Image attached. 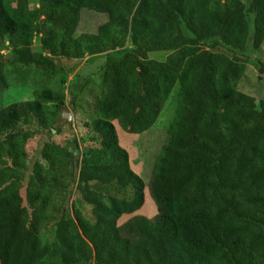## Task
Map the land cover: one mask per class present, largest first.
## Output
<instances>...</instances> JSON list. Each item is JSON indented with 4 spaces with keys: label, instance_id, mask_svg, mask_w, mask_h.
Here are the masks:
<instances>
[{
    "label": "trees",
    "instance_id": "obj_1",
    "mask_svg": "<svg viewBox=\"0 0 264 264\" xmlns=\"http://www.w3.org/2000/svg\"><path fill=\"white\" fill-rule=\"evenodd\" d=\"M85 8L106 14L93 32L78 31ZM263 46L264 0H0V92L9 64L104 58L94 114L77 119L103 157H80L74 136L62 159L37 153L48 164L24 170L25 191L0 196V264H264V97L239 87L250 64L264 72ZM57 89L0 107V170L25 159L18 136L54 129ZM172 91L145 187L114 122L147 130ZM146 191L152 217L137 213Z\"/></svg>",
    "mask_w": 264,
    "mask_h": 264
},
{
    "label": "rangeland",
    "instance_id": "obj_2",
    "mask_svg": "<svg viewBox=\"0 0 264 264\" xmlns=\"http://www.w3.org/2000/svg\"><path fill=\"white\" fill-rule=\"evenodd\" d=\"M106 18L105 13L95 12L86 8L82 9L78 31L93 32L96 26ZM262 52L264 55V46ZM167 53L166 51H156L151 52L149 56L154 59H163ZM246 53L255 55V52H252L250 48H247ZM248 56L251 60L255 61V58H253L254 56ZM103 60L104 58L100 55H86L72 70L68 71L64 68L45 70L38 67L18 64H9L6 66L5 72L8 80V87L6 90L0 92V107L12 102L32 98L34 89L41 86L48 85L55 89H63L66 94L65 105L71 114V120L68 122L71 133L62 131V128L67 122L56 121L57 123L54 129H48L50 134L49 131H47L46 134L40 133L34 135L26 133L18 136L17 143L19 148L24 151L25 159L21 162H13L15 166L17 165V170H0V196L5 195L13 189H19L23 193L25 191V185L23 184L28 177L27 173L31 174L48 164L45 163L46 159L44 160L42 157L51 160L55 158L54 155L56 154L58 158L62 159L65 151L71 148L69 138L73 136L79 141L80 157H85L93 161H97L103 157L101 152L95 148L96 146L94 143L91 144L89 141L81 138L83 136L85 137L87 133L86 130L81 127V124L77 122L79 118L88 119L94 114L95 99L101 91V65L103 64ZM78 82H81L79 84L80 89L77 90V94L74 95L73 105H71V97L67 94L70 89L69 85H74ZM257 82L260 83L259 87H261V89L255 92V88H257L258 85ZM239 87H241L245 93L255 97H264L263 69L250 64L249 67H247L246 76L239 84ZM175 89L176 87L173 89L174 92ZM173 91L162 106L154 125L147 130L139 134H132L124 131L114 122L119 144L127 150L130 166L133 171L143 179L145 187L150 179L153 160L165 141L166 127L175 113L176 100ZM45 141V147L51 150L44 148L39 151ZM39 152H42L41 158L37 156ZM35 163H37V165H35ZM24 170L27 171L26 174ZM145 190H147V188ZM145 194L143 206L137 213L152 217L156 210L148 197L147 191ZM82 207L84 212L87 213L89 210L88 206L82 204ZM43 235L46 240H51L52 238L50 233H43Z\"/></svg>",
    "mask_w": 264,
    "mask_h": 264
},
{
    "label": "water",
    "instance_id": "obj_3",
    "mask_svg": "<svg viewBox=\"0 0 264 264\" xmlns=\"http://www.w3.org/2000/svg\"><path fill=\"white\" fill-rule=\"evenodd\" d=\"M71 120V114L66 106L60 108V113L56 119V121H65L67 122L62 131L71 133V129L69 128L68 122Z\"/></svg>",
    "mask_w": 264,
    "mask_h": 264
},
{
    "label": "clouds",
    "instance_id": "obj_4",
    "mask_svg": "<svg viewBox=\"0 0 264 264\" xmlns=\"http://www.w3.org/2000/svg\"><path fill=\"white\" fill-rule=\"evenodd\" d=\"M66 106V105H65ZM63 129V128H62Z\"/></svg>",
    "mask_w": 264,
    "mask_h": 264
}]
</instances>
